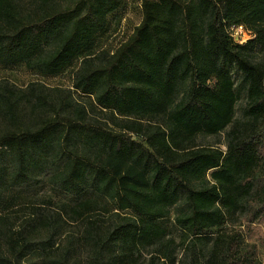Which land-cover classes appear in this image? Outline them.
<instances>
[{"label":"trees","instance_id":"obj_1","mask_svg":"<svg viewBox=\"0 0 264 264\" xmlns=\"http://www.w3.org/2000/svg\"><path fill=\"white\" fill-rule=\"evenodd\" d=\"M138 1L90 56L126 0H0V67L80 62L0 81V264H260L264 0Z\"/></svg>","mask_w":264,"mask_h":264},{"label":"rangeland","instance_id":"obj_2","mask_svg":"<svg viewBox=\"0 0 264 264\" xmlns=\"http://www.w3.org/2000/svg\"><path fill=\"white\" fill-rule=\"evenodd\" d=\"M141 21L142 16L139 1L126 0V6L124 7V10L115 18H112L110 32L101 38L99 37L94 49L89 53V55H95L104 50H116L123 43L127 42L130 39V37L134 33L135 28L140 25ZM79 64V61L76 62L74 66L67 70L64 74L53 78L44 77L40 74L34 73L33 71L30 72L24 67L13 69H5L0 67V81L8 80L11 83L17 85L19 88H26L30 83H42L49 88L71 89L74 82V73L78 69ZM24 193L25 195H29V197L37 196L38 199H51L55 204H59L64 200L63 197L55 194V192H53L46 185H43L38 192ZM173 234L175 236V231L173 232ZM249 242L252 245H256L258 249L259 262L260 264H264V248L262 249V247L257 242Z\"/></svg>","mask_w":264,"mask_h":264},{"label":"built area","instance_id":"obj_3","mask_svg":"<svg viewBox=\"0 0 264 264\" xmlns=\"http://www.w3.org/2000/svg\"><path fill=\"white\" fill-rule=\"evenodd\" d=\"M236 40H240L241 38L245 41L248 38L247 33H244V30L241 28L239 30L236 31Z\"/></svg>","mask_w":264,"mask_h":264}]
</instances>
